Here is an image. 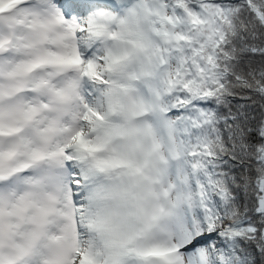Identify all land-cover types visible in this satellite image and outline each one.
I'll return each mask as SVG.
<instances>
[{"label":"snow or ice","instance_id":"snow-or-ice-1","mask_svg":"<svg viewBox=\"0 0 264 264\" xmlns=\"http://www.w3.org/2000/svg\"><path fill=\"white\" fill-rule=\"evenodd\" d=\"M0 264H264V0H0Z\"/></svg>","mask_w":264,"mask_h":264}]
</instances>
